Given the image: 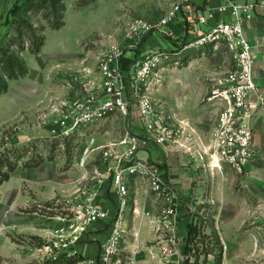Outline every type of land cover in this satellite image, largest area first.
Returning a JSON list of instances; mask_svg holds the SVG:
<instances>
[{"label": "rangeland", "instance_id": "1", "mask_svg": "<svg viewBox=\"0 0 264 264\" xmlns=\"http://www.w3.org/2000/svg\"><path fill=\"white\" fill-rule=\"evenodd\" d=\"M177 1L21 0V8L12 15L16 0H0V264H85L71 241L79 240L75 236L83 222L81 215L93 197L98 201L99 192L116 196V201L111 198L115 208L109 227L116 217L119 199L114 171L109 168L125 148L118 143L125 137V129L137 132L140 128L142 132L137 99L143 93L170 118L175 132L179 131L180 137L175 138L193 144L192 152H186L189 157L195 158L194 137L204 142L209 139L220 107L207 96L220 88L219 80L233 66L225 45L219 46L222 52H212L216 48L211 44L183 50L181 65L163 66L148 84H139L136 92L128 86V114L116 109L103 113L101 108L105 96L99 88L98 64L107 43L104 37L114 34L123 48L121 59L132 67L138 56L155 50L142 48L153 32L133 46L132 22H157ZM159 38L170 46L164 34ZM180 47L161 45L158 49ZM132 50L135 53L130 57ZM190 58L195 66H189ZM130 69L124 71L126 83ZM191 76L208 91L199 104L188 106L180 84ZM205 103L210 106L202 111ZM87 111L93 116L76 123ZM179 118L186 119L185 125ZM206 175L192 183L191 196L183 202L196 230L189 236L188 224L182 261L174 264H264V220L259 224L257 214L252 213L237 231H223L227 241L238 245L235 238L244 234L249 244L227 247L212 229L215 205L208 195L218 176ZM133 177L119 223L121 244L115 254L122 264L133 263L122 257L125 240H138L140 225L147 218L158 223L163 220L159 213L148 211L152 195L146 182ZM241 184L238 176L232 186L241 191ZM176 201L178 230L180 204ZM226 219L220 222L224 230ZM110 232L109 228L107 236Z\"/></svg>", "mask_w": 264, "mask_h": 264}, {"label": "built area", "instance_id": "2", "mask_svg": "<svg viewBox=\"0 0 264 264\" xmlns=\"http://www.w3.org/2000/svg\"><path fill=\"white\" fill-rule=\"evenodd\" d=\"M256 7L264 9V0L256 3H240L227 1L219 6V11H230L232 19L219 20L209 24L214 12L208 7L198 8L192 0H179L157 21L136 19L132 22L130 29L134 39L133 46H138L151 32L159 31L163 34H171V23L180 18L184 23L186 34L185 42L181 47L174 50L155 49L137 57L131 67V77L124 80V72L121 66L123 48L118 43L114 34L106 36V45L99 56L98 71L100 76L99 88L105 98L102 100V112L114 110L122 114H128L129 100L127 87L139 89V84L146 85L152 76L158 74L163 66H178L182 62V51L191 47H200L207 44L219 48L225 45L233 57V66L219 80L220 88L207 96L208 101L216 102L220 111L216 124L209 139L204 142L194 137L197 143L193 154L202 167L221 169L224 163L239 174L246 172L247 164L254 155V120L260 115L264 117V96H257L256 101L250 100L252 93H257L259 88L254 78L255 52L254 45L246 36L245 22L253 15ZM203 26H206L204 28ZM168 27V29H164ZM136 44V45H135ZM162 66V67H161ZM138 117L142 125V132H133L130 128L125 129V137L120 144L125 148L120 154H116V164L109 168L113 169V182L118 196L116 217L110 225L111 232L101 244L99 252L100 264H122L120 257H115L121 242V228L119 226L122 213L126 209L129 198V181L133 176L141 177L147 185V191L155 200L165 203L160 209L162 223L158 220L159 231L163 224L170 231L167 245H160L158 252L164 262H170L173 254L178 252L176 246V211L177 195L172 184L166 179L161 166L148 158L138 156V153L153 140L159 144L165 152L171 145H179L183 151L192 152L193 144L190 140L176 139L173 124L170 123L162 111L158 110L152 98L143 93L138 97ZM87 111L77 118L87 119L92 117ZM180 137V135H178ZM182 140V142L180 141ZM178 141V142H177ZM89 201L84 213L81 215L83 222L78 227L80 232L93 222L108 217V211L94 201ZM150 215V212H147ZM152 255L157 252L150 250Z\"/></svg>", "mask_w": 264, "mask_h": 264}, {"label": "crops", "instance_id": "3", "mask_svg": "<svg viewBox=\"0 0 264 264\" xmlns=\"http://www.w3.org/2000/svg\"><path fill=\"white\" fill-rule=\"evenodd\" d=\"M192 1L200 9H204L208 5V7L213 10L214 15L213 18L209 20V24H213L222 19H232L230 11H219V6L230 0ZM231 1L253 4L257 2V0ZM244 26L246 36L254 45V78L259 90L257 93H252L250 95V100L256 101L258 95L264 96V9L256 7L253 11L252 17L246 20ZM203 27L206 28V26ZM164 29L166 30L168 27H165ZM171 30V34H164V36L167 37L165 39L170 42V46L172 45L173 47H176V45L183 44L182 40L184 38L183 36L186 34V29L180 18L175 19L171 23ZM159 36H163V33L159 31L153 32V34L144 42L142 48L158 49L161 45L166 48L170 47L165 46V41L163 42ZM171 38L176 41H172ZM221 50L222 49L217 48L212 49L211 51L216 52ZM201 51L205 54L206 50L205 48H201ZM227 52L229 53L228 50ZM132 53H135L134 50L129 53L130 57H132ZM192 60L193 59L190 58L187 61L188 64H190ZM121 66L123 72L128 71L131 68L128 60L124 58H122ZM189 66H195V64L192 62ZM180 86L183 87L185 100L188 106L192 104H199L204 94L208 91L207 86L203 87L201 83L198 84V81L193 78V76H191L188 80L183 81ZM181 103L182 102H180V104ZM209 106L210 103H205L201 110L204 111L205 109H208ZM180 120L181 119L179 118V123L183 122L182 124H184L186 119ZM132 127L135 128L136 125L132 124ZM138 129L136 131L137 133H140L141 130L140 128ZM254 148V155L247 164L246 173L244 175L237 174L236 171H234L227 163H224L221 169L202 167L196 158L189 157V155H187L186 152L183 151V149H181L177 144L171 145L168 152H165L159 144L150 140L148 141V144L138 153L139 157L148 158L151 161L157 162L161 166L166 175V179L175 189L180 204L178 215L179 227L176 234V246L178 247V252L172 255L170 262H173L174 264L182 261L181 250H183L184 247L183 241H185L188 224L191 221L190 215L188 214L189 211L185 209L183 202H186L191 196L190 187L192 183L202 179L204 174L209 176L214 173L218 176V178L215 177L214 187L208 195V198H210L215 205L214 215L216 218L212 229L220 238L224 240L227 247L249 244L246 243L248 242L246 239H243L244 234H239L237 238H235L239 241L238 245L234 242L227 241L226 235H224L223 231H237V229L241 228L243 224L250 220L252 213L258 215V218L256 219H258L259 224H261V219L262 221L264 220V117L261 116V112L254 120ZM238 176L241 178V186L243 188L241 191L235 190L232 186L235 178ZM229 181L231 182L229 183ZM115 197L116 196L108 195L107 193L105 194L103 191H101V193L99 192L97 197L98 201L96 202L108 211V217L94 222L83 233L80 232L78 235L79 240L75 241L74 239L71 241L72 247L83 255L82 262L85 264H100V247L108 233L111 215L113 214L115 208ZM111 198H113L114 201ZM149 204L148 211L152 213L160 212L162 206L159 201L154 199L153 196L149 197ZM261 214L262 217L260 216ZM224 217L227 218V221L224 224L227 225L225 230L222 228L220 223L221 219ZM149 219L147 218V221L141 223L140 226L142 228V234L138 240L133 241L128 237V240H125L122 257L124 260L131 258L133 260L132 264H162L163 262L161 254L158 252V248L161 244L167 245L171 234H169L170 232H167L164 225H161L162 228L158 231L157 228L159 223L157 220L152 218L148 221ZM152 249L157 252L155 255L150 253V250Z\"/></svg>", "mask_w": 264, "mask_h": 264}, {"label": "trees", "instance_id": "4", "mask_svg": "<svg viewBox=\"0 0 264 264\" xmlns=\"http://www.w3.org/2000/svg\"><path fill=\"white\" fill-rule=\"evenodd\" d=\"M20 1L21 0H16V2H15V4H14V6H13V8L10 10V13L12 14V15H15L18 11H19V9L21 8V4H20ZM172 39V38H171ZM172 41H176L175 39H172ZM195 230H196V228H195V226L193 225V223H190L189 224V232H188V235L189 236H191L194 232H195ZM189 239V237L187 238V240ZM187 249V248H186ZM186 249H185V251H186Z\"/></svg>", "mask_w": 264, "mask_h": 264}]
</instances>
